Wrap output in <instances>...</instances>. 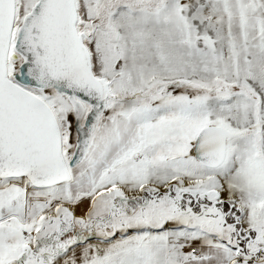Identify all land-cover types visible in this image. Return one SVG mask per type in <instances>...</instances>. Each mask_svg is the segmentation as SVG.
I'll list each match as a JSON object with an SVG mask.
<instances>
[{
  "label": "snow or ice",
  "instance_id": "snow-or-ice-1",
  "mask_svg": "<svg viewBox=\"0 0 264 264\" xmlns=\"http://www.w3.org/2000/svg\"><path fill=\"white\" fill-rule=\"evenodd\" d=\"M0 264H264V0H0Z\"/></svg>",
  "mask_w": 264,
  "mask_h": 264
}]
</instances>
